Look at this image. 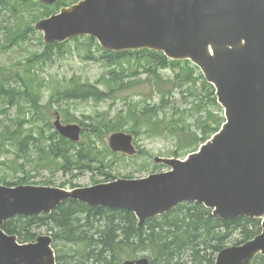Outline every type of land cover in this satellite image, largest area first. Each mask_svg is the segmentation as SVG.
Here are the masks:
<instances>
[{"label": "water", "instance_id": "1", "mask_svg": "<svg viewBox=\"0 0 264 264\" xmlns=\"http://www.w3.org/2000/svg\"><path fill=\"white\" fill-rule=\"evenodd\" d=\"M35 27L46 43L87 34L111 51L148 48L190 59L216 86L227 123L186 161L156 158L172 171L71 191L0 185V264H56L51 237L20 244L1 227L15 215L50 213L67 198L132 211L140 224L186 201L214 208L223 220L264 214V0H82ZM54 124L63 136L79 140L80 125H63L59 116ZM132 140L116 132L109 144L134 154ZM258 252H264V231L222 250L216 264H248ZM123 264L150 263L139 258Z\"/></svg>", "mask_w": 264, "mask_h": 264}, {"label": "trees", "instance_id": "2", "mask_svg": "<svg viewBox=\"0 0 264 264\" xmlns=\"http://www.w3.org/2000/svg\"><path fill=\"white\" fill-rule=\"evenodd\" d=\"M76 1L61 0L56 5L49 6L40 0H0V17L6 15L9 20L7 23L0 20V49L25 42L30 35L37 34L34 23L38 19ZM88 39L94 42L93 38ZM61 46L56 43L44 45L43 52L33 56L36 60H49L53 50L60 49ZM102 58L112 65L120 64L122 73L127 70L135 77L146 74L145 79L137 77L134 85L132 81L125 84L121 78L116 77V85L120 91L139 87L141 82L146 81L157 91L160 103L152 97L150 102L144 103L130 100L126 108L113 118H109L106 113L89 118L95 133L126 130L137 137L142 133L151 136L169 133L175 139L176 150L183 146L189 152L195 151L208 140L224 122L214 87L206 82L200 70L190 61H172L161 52L147 49L118 53L104 51ZM140 67L143 72L139 71ZM118 69L113 68L111 74ZM164 69H170L173 74L165 77ZM198 87L202 93L197 92ZM169 90L170 92H166ZM115 92L113 88L106 91L91 82L73 80L63 90L54 93L48 104L53 106L55 103L75 99L100 102L116 96ZM0 95H4L8 106L16 107L17 113L23 108L24 99H20L15 90L0 85ZM25 99L34 108L40 107L39 99L31 92L25 93ZM177 103L190 107L180 111ZM189 111L200 113L193 123L187 122L186 113ZM191 116L190 119L193 120V114ZM64 117L68 122L76 119L69 117L66 109ZM19 124L18 119H15V127L12 129L0 117V144L4 146L9 142L17 148L16 156L26 158L28 162L34 152L32 147L37 149L35 151L41 162L57 164V168L64 170H68L66 165L72 161L78 169H91L92 162L102 163L108 154L113 155L106 147L104 150H98L92 145L86 148L84 142L74 143L56 131L45 141H41L33 133H26ZM174 154L179 156L176 151ZM17 161L14 160L16 163ZM1 164L3 163L0 161ZM108 177L115 178L111 175H107ZM42 227H47L53 237L58 264H120L127 255L136 254L140 250L147 252L154 264H215L217 253L225 247L234 233H238L239 243L244 242L259 233L260 220L240 217L222 221L212 215L209 209L195 203L181 204L168 213L147 219L139 226L137 218L131 212L104 207L92 208L77 200L67 199L49 215L16 216L7 220L3 229L9 234L17 235L21 242H29L36 239L38 230ZM253 264H264V255L257 256Z\"/></svg>", "mask_w": 264, "mask_h": 264}, {"label": "rangeland", "instance_id": "3", "mask_svg": "<svg viewBox=\"0 0 264 264\" xmlns=\"http://www.w3.org/2000/svg\"><path fill=\"white\" fill-rule=\"evenodd\" d=\"M7 17L2 15L0 17L1 22L7 23L9 21ZM43 50L44 42L40 32L30 35L25 42H21L19 45L0 49V85L17 91L20 99H24L22 102L23 108L17 113L16 107L8 106L4 101V95H0V117L12 129L15 127L14 120L18 119L21 123L18 126L23 127L26 133L31 132L37 139L45 141L56 130L53 124L56 113L59 112L62 120L67 122L64 117V109H66L69 117L76 118L72 123L81 124L80 122H84L88 126H84L82 138L86 148L92 145L97 147L98 150H104V147L110 150L108 139L111 133H95V128H93L90 119L96 118L98 114L102 113L109 114V118H113L126 108L130 100L144 103L150 102L149 99L151 97L154 101L159 99L158 93L152 84L146 81L144 83L141 82L139 87L135 86L134 88L120 91L119 86L116 85V77L121 78L125 84L131 81L133 84L138 79L137 77L145 79L146 74L142 73L135 77L131 76L127 70L122 73L120 64L112 65L102 58L104 50L95 39L94 42H90L86 36L77 37V39L69 40L60 49H54L51 59L42 60V58H39L36 60L33 54H41ZM113 68L119 69L116 73L111 74ZM139 71L143 72L144 70L140 67ZM163 74L165 77H169L173 72L170 69H164ZM73 80L91 82L94 85H100L99 87L106 91L113 88L117 94L100 102L93 99H75L69 102L55 103L53 106L48 104L54 93L58 92V90H63ZM27 91L37 96L40 101V107L34 108L25 99ZM166 92H170V90ZM197 92L202 93L200 87H198ZM129 97L131 99H128ZM159 103L160 100L158 101ZM177 105L180 111H185L186 108L190 107L180 103H177ZM164 112L167 113V110H164ZM192 114L193 120L190 119ZM199 115L198 111L187 112V122L193 123ZM135 139V145L139 151L136 155L129 156L117 153L110 156L108 154L104 162H92L90 170L77 169V165L72 161L66 165L67 171L57 168V164L49 163L48 161L41 162L39 155L35 151L37 150L36 148H31L34 152L28 162L26 158H18L16 156L17 148L9 142L4 146L0 144L2 153L0 161L3 163L0 165V184L6 185V181L11 183L25 182L29 185L71 189L73 187L91 186L103 181L107 175L142 178L151 173L168 170L167 166L156 163L153 157H175L174 151H176L180 158L183 159L188 153L183 146L176 150L175 139L169 133H162L160 136L142 133L141 136ZM80 144L83 143L80 142ZM15 159L18 160L17 163L14 162ZM48 232L47 227H42L38 230L39 234H48ZM238 238V233H234L226 245L235 244ZM143 254L148 253L140 250L136 254L127 255L126 258L139 257Z\"/></svg>", "mask_w": 264, "mask_h": 264}, {"label": "bare ground", "instance_id": "4", "mask_svg": "<svg viewBox=\"0 0 264 264\" xmlns=\"http://www.w3.org/2000/svg\"><path fill=\"white\" fill-rule=\"evenodd\" d=\"M8 89V88H7ZM10 91V90H9ZM17 92V91H16ZM29 95V94H28ZM28 99V98H27ZM17 101V100H16ZM19 103V102H18ZM103 131V130H102ZM2 141V140H1ZM144 152V151H143ZM99 153V152H98ZM105 157V156H104ZM29 160H31V159H29ZM33 160V159H32ZM13 182V181H12ZM96 182V181H95ZM74 188V187H73Z\"/></svg>", "mask_w": 264, "mask_h": 264}]
</instances>
